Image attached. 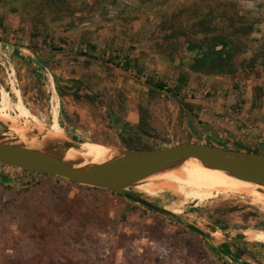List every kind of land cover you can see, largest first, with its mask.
Returning a JSON list of instances; mask_svg holds the SVG:
<instances>
[{
	"label": "rangeland",
	"instance_id": "374dc122",
	"mask_svg": "<svg viewBox=\"0 0 264 264\" xmlns=\"http://www.w3.org/2000/svg\"><path fill=\"white\" fill-rule=\"evenodd\" d=\"M41 1L0 0V15L5 17L0 29V84L5 88L0 94V114H7L0 116V131L25 132L37 142L48 136L51 86L58 98L62 138L72 144L89 141L126 147L120 135L137 121L135 108L144 100L145 78H162L170 85L180 70L191 75L181 101L165 95L151 107L152 124L161 137L173 143L189 129L199 143L208 140L218 145L229 139L216 136L217 129L224 130L230 123L245 128L246 116L239 118L229 108L237 104L244 108L252 86H264V66L250 67L245 60L232 74L193 71L186 65L193 52L183 41L165 53L153 46L151 34L159 33V14L192 6L195 0H65L69 10L56 11H42ZM234 1L240 10L243 0ZM35 18L42 20L35 24ZM37 31L40 36L32 38L31 33ZM44 39L56 46L61 39L70 40V52H53ZM89 43L97 46L96 51L89 49ZM34 44L36 51L31 49ZM126 54L138 58L142 73L124 71L108 61ZM71 56L78 62L76 73L67 79L64 69ZM241 59L237 55L236 67ZM87 73L95 75L92 81L87 82ZM117 90L125 92L122 105L114 103ZM184 102L195 106L215 135L199 130L195 113L184 109ZM140 137L152 148L164 146ZM155 179L150 183L158 186L164 181ZM171 189L138 187L137 191L162 206L176 208L175 213L205 235L191 233L176 220L136 206L123 196L0 167V264H264V242L256 246L250 241L221 239L244 238L248 228L264 230V206L253 200L255 193L264 196V190L251 187L236 195L215 193L199 202ZM253 247H259L260 255Z\"/></svg>",
	"mask_w": 264,
	"mask_h": 264
},
{
	"label": "trees",
	"instance_id": "16d2710c",
	"mask_svg": "<svg viewBox=\"0 0 264 264\" xmlns=\"http://www.w3.org/2000/svg\"><path fill=\"white\" fill-rule=\"evenodd\" d=\"M64 1L65 0H42L38 6L42 11L49 9H54V11L58 9L69 10ZM235 8V3L230 0L218 2H213L212 0H195L192 6L182 5L171 12L160 13V19L158 22L159 33L151 34L153 46L159 53H165L168 51H173L176 49L177 44L183 41L185 44H187L189 51L195 52L186 64L190 70H205L209 72H219L226 74L235 73L242 67V61H245L242 58L238 62V67H236V64L234 63L237 55L241 56L242 53L245 52V43L242 41V39L237 37L241 33L244 35V26L240 23V18L237 16ZM40 14L42 15V12H40ZM4 19L5 17L0 15V29H3ZM41 20V18H35L34 23L38 24L41 22ZM39 36V31L31 33V37L34 39L38 38ZM43 42L53 52H70V40L61 39L58 46L54 45L52 42H47L45 39ZM87 45H89V49L96 51L97 46L95 44L89 43ZM37 47V44H34L31 46V49L36 51ZM79 53L86 55V52L80 51ZM262 57L264 58V53ZM109 59L110 60L108 61L110 63L124 71H130L134 69L137 73L143 72V67L140 65L138 58H132L128 54L122 57L116 55L114 57H109ZM254 61V56L250 57L248 60L250 64H252ZM77 62V57H70V63L64 69L65 77L67 79H71L76 73L75 66ZM84 62L86 64H92L90 60H83V63ZM94 77L95 75L92 76V73H87V75H85L87 82L92 81ZM190 77L191 75L188 70H180L175 77V82L170 85L167 84L162 78H155L153 76L146 77L145 84L147 85V88L145 90L144 100L139 101L135 108L138 117L137 121L129 128V130L122 132L120 135L121 143L124 146L132 149L152 148V146L147 142H144L140 136H145L147 138L163 142L164 146L181 143H199L194 133L189 129H187V131H182L184 135L181 139L171 143L170 138L161 137L152 124V104L165 95L172 96L180 102V94L182 89L189 84ZM80 81L84 82L83 80ZM57 89L60 96L62 97L63 92L59 85ZM124 99L125 92L123 90H117L115 93L114 103L117 105H122L124 103ZM263 101L264 86L262 84L253 85L250 106H259L263 103ZM247 104L248 102L244 108L241 106V104H237L232 108L230 107L229 109L235 113L242 112L247 118H249L250 113L248 109L246 110ZM183 105L184 109L191 113H195V118L199 122V130L203 131L207 135H215L212 130H210L207 126H204L201 118L198 116L199 113L196 112V108L193 104L184 102ZM115 119L119 121L121 118L117 117ZM205 142L212 144L208 140H205ZM223 145H225V147L223 146L224 148L264 153L260 148L242 145L237 142H226ZM0 167L5 166L0 165ZM8 168L21 171V173L27 175H39L42 177L52 178L55 180V182H63L66 184L70 183L81 189H86L92 192H110L112 195L122 197L113 190L80 185L66 179L58 178L54 175L36 173L28 170H20L12 167ZM6 187L12 188L10 186ZM136 206L150 210L144 206ZM188 230L191 233H194V231L190 229Z\"/></svg>",
	"mask_w": 264,
	"mask_h": 264
},
{
	"label": "water",
	"instance_id": "95a60500",
	"mask_svg": "<svg viewBox=\"0 0 264 264\" xmlns=\"http://www.w3.org/2000/svg\"><path fill=\"white\" fill-rule=\"evenodd\" d=\"M47 135L37 142L26 136L25 132L13 134L0 131V165L54 175L80 185L113 190L127 200L170 217L200 235H205L200 227L140 193L137 191L138 186L161 178L164 173L177 171L192 159L204 168L219 170L236 179L257 184V188L264 190V153L208 143H181L148 149L107 146L111 150L108 157L101 162H92L81 157H65L67 150L77 149L81 143L72 144L60 135H51L49 131ZM208 226L213 230L218 229L213 225ZM221 239L248 240L246 237L228 236H222Z\"/></svg>",
	"mask_w": 264,
	"mask_h": 264
},
{
	"label": "bare ground",
	"instance_id": "6f19581e",
	"mask_svg": "<svg viewBox=\"0 0 264 264\" xmlns=\"http://www.w3.org/2000/svg\"><path fill=\"white\" fill-rule=\"evenodd\" d=\"M49 98V112L51 114L49 132L51 133V135L58 136L62 132V128L58 122L59 103L56 96V91L52 89L51 86ZM0 116L4 117L7 116V114L1 113ZM110 151V148L103 144L84 141L80 144L79 148H70L69 150H67L65 152V157L67 159H75L81 157L87 161L101 162L108 157ZM161 178H163L164 181L158 184V186L154 185L153 183H146L138 187L144 189H150L154 187L163 189L164 186H170L172 188L171 191H174L176 189L179 194H181L185 198L202 202L210 199L215 193H228L230 195H236L237 193L247 191L248 188H255L256 186H259L257 184L236 179L219 170L204 168L198 162L192 159L181 165L177 171H171L162 174ZM171 183H173L174 185H172ZM253 200L259 202L264 206L263 195L255 193L253 195ZM175 209L176 208L172 210L174 211ZM244 234L249 240L264 242L263 229L248 228L247 230H245Z\"/></svg>",
	"mask_w": 264,
	"mask_h": 264
},
{
	"label": "crops",
	"instance_id": "0c3cea01",
	"mask_svg": "<svg viewBox=\"0 0 264 264\" xmlns=\"http://www.w3.org/2000/svg\"><path fill=\"white\" fill-rule=\"evenodd\" d=\"M243 3L245 7H248V8L251 7V8L256 9L253 13H256V14L262 13L261 12L262 8H260V6H257L255 0H245L243 1ZM254 36L258 38H260L261 36H264V24L260 26L259 31L255 33ZM250 102H251V99L249 100L248 105L246 106V110L248 109L250 116L249 118L246 117L247 120H245V128L239 126L241 123H238L239 125L238 124L234 125V123H230L229 125L226 126V129L224 130L217 129L216 136L227 137L229 139V141L227 142L229 143L237 142L242 145L257 147V148L262 149L264 152V102L261 105L256 106V107H251ZM236 115L239 118H241V116H245L242 112L236 113ZM241 122H244V121H241ZM204 126H207V124H204ZM221 127H225V126H221ZM219 143H218L219 146L225 147V145H223L224 144L223 141ZM245 241H250L251 244L256 245V246L259 243L257 241H252L249 239ZM251 250L253 252L258 251L257 252L258 254L260 251L259 247H253L251 248Z\"/></svg>",
	"mask_w": 264,
	"mask_h": 264
},
{
	"label": "flooded vegetation",
	"instance_id": "af4514ba",
	"mask_svg": "<svg viewBox=\"0 0 264 264\" xmlns=\"http://www.w3.org/2000/svg\"><path fill=\"white\" fill-rule=\"evenodd\" d=\"M223 1V0H220ZM225 1V0H224ZM233 1L235 3L234 0H230ZM245 1V0H243ZM243 1H241L242 3L240 4V10H238L237 5L235 8V12L237 13V16L240 18V23L244 26V35H242V33L237 36L240 39H242V41L245 43V52L242 53V58L246 61L249 60L250 57L254 56L255 57V61L250 64V67L252 65L254 66H264V58L262 57L263 53H264V36H261L260 38L255 37L254 34L257 33L260 29V26L262 24H264V0H255L257 6H260V8H262L261 12L262 13H253L256 9L251 8V7H245L243 4ZM254 4V5H256ZM245 13V14H244ZM256 17V18H254ZM259 18V20H258ZM234 37V38H237ZM252 42L253 44H255L254 47H248V43ZM187 45V44H186ZM193 52V51H192ZM195 52H193L194 55ZM245 54L248 55V58H245Z\"/></svg>",
	"mask_w": 264,
	"mask_h": 264
},
{
	"label": "built area",
	"instance_id": "2783aa9c",
	"mask_svg": "<svg viewBox=\"0 0 264 264\" xmlns=\"http://www.w3.org/2000/svg\"><path fill=\"white\" fill-rule=\"evenodd\" d=\"M2 63V62H1ZM2 67H3V69L5 70V72H6V74H7V79H8V70H7V68H6V66L2 63ZM12 72H13V76H14V79L16 80V77H15V68H14V66H13V64H12ZM8 81H9V79H8ZM5 88H4V86H2L1 84H0V94H1V91L2 90H4Z\"/></svg>",
	"mask_w": 264,
	"mask_h": 264
}]
</instances>
